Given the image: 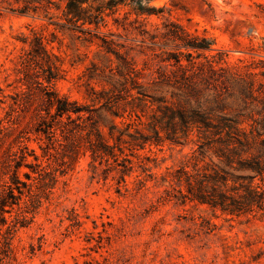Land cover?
I'll list each match as a JSON object with an SVG mask.
<instances>
[{"label": "trees", "instance_id": "obj_1", "mask_svg": "<svg viewBox=\"0 0 264 264\" xmlns=\"http://www.w3.org/2000/svg\"><path fill=\"white\" fill-rule=\"evenodd\" d=\"M0 3L21 15L61 11L56 16L61 22L55 25L83 43L98 42L116 56L117 102L107 96L103 106L109 111L117 106L114 115L128 119L123 129L112 123L109 136L114 139L117 130V146L110 145L96 122L89 123L90 110L54 89L62 78L61 61L33 31L24 41L29 48L15 62L20 84L16 107L10 105L15 114L6 112L0 119V236L5 242L33 222L40 208H49L60 179L75 169L82 152L90 150L93 162L109 165L110 159L119 161L127 144L136 150L166 143L193 145L170 179H164L171 189L158 202L207 206L229 219L264 220V83L256 85L255 73L243 75L229 67L227 54L214 47V40L191 34L170 19L148 29L150 19L165 11L153 0H64L63 6L52 0ZM108 17L117 23V41L99 33ZM130 36L135 45L126 44ZM136 50L152 52L153 58L139 67L131 55ZM259 74L264 79V70ZM234 97L240 100L237 108L230 102ZM248 101L260 109L245 112ZM3 104L6 96L0 99ZM27 113L37 121L36 133L49 142L45 161L18 136L8 142L12 132H20L19 121ZM29 157L35 162L27 163ZM120 163L125 170L133 169L127 155ZM23 167L31 170L23 173L29 182L20 177ZM141 168L149 169L146 164ZM0 264L8 263L0 258Z\"/></svg>", "mask_w": 264, "mask_h": 264}, {"label": "rangeland", "instance_id": "obj_2", "mask_svg": "<svg viewBox=\"0 0 264 264\" xmlns=\"http://www.w3.org/2000/svg\"><path fill=\"white\" fill-rule=\"evenodd\" d=\"M52 1L64 5V0ZM153 3L165 11L161 17L150 19L148 29L162 27L170 19L191 34L205 35L214 40L218 51L227 54L229 67L243 75L255 73L257 86L264 83L259 74L264 70V0ZM50 12L21 15L0 3V99L6 96V104L0 105V119L6 112L15 114L11 106L16 107L13 102L20 85L15 62L29 48L24 41L35 31L62 64V78L55 82L54 89L86 106L90 110L86 113L89 123L96 122L109 144L117 146V130L111 139L110 126L114 123L123 129L128 119L114 115L117 106L111 111L103 106L107 96L117 102L116 56L106 53L98 42L77 40L76 35L55 25L61 22L56 18L61 11ZM106 21L99 33L117 41V23L113 17ZM126 44H134L132 36ZM131 55L139 67L153 58L152 52L141 54L136 50ZM230 102L234 108L240 104L235 97ZM247 104L245 112L261 107L257 102ZM19 122L20 132H12L8 142L18 136L45 161L48 156L42 155L49 142L36 133L37 121L27 113ZM122 146L124 155L132 160V170L119 165L124 155L119 163L110 159L106 165L93 162L90 150L82 152L75 169L60 179L49 208H40L33 222L19 228L7 241L9 244L0 236V258L8 264H264V220L229 219L207 206L158 202L171 189L164 179H170L192 144L184 148L169 143L147 145L143 150ZM131 152L139 158L132 157ZM31 162H35L33 157L27 160ZM143 164L148 171H142ZM25 172L31 170L23 167L20 177L29 182Z\"/></svg>", "mask_w": 264, "mask_h": 264}]
</instances>
